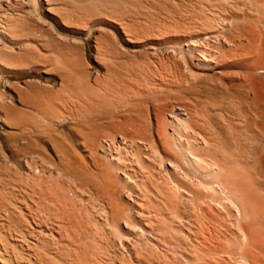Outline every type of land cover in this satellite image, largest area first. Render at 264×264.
<instances>
[{
    "label": "bare ground",
    "instance_id": "1",
    "mask_svg": "<svg viewBox=\"0 0 264 264\" xmlns=\"http://www.w3.org/2000/svg\"><path fill=\"white\" fill-rule=\"evenodd\" d=\"M29 1L49 25L0 0V264H264V0Z\"/></svg>",
    "mask_w": 264,
    "mask_h": 264
},
{
    "label": "rangeland",
    "instance_id": "2",
    "mask_svg": "<svg viewBox=\"0 0 264 264\" xmlns=\"http://www.w3.org/2000/svg\"><path fill=\"white\" fill-rule=\"evenodd\" d=\"M21 1H23V7H25L24 11L23 12H13V14H15V15H17V14H29L33 18L35 17L37 20L42 18V12L43 11H41V7H40L39 4L34 5L29 0H21ZM35 12H37L39 14V16H34ZM43 13L45 15L44 19L46 20V24L49 25L50 24V19L48 18V16H46L47 15V11H45ZM9 35H10V37L13 36L12 34H9ZM9 35H7V36H9ZM10 37H7L8 48H13L14 47L13 46V42L17 41L19 43H22V45L17 47V49L14 47L15 50L28 49L31 46H35L38 49V47L35 44H33V43L26 44V43H28V41H31V40H27L25 42L24 41L25 38L24 39H18L19 37L16 36L15 38L18 39V40H15V39H9ZM69 37H71V35H69ZM37 38H39V37L37 36ZM33 40H34V38H33ZM86 53H87L89 61L91 62V59H90L91 52H90L88 43H86ZM92 65L94 66V64H92ZM30 79H40L42 83L49 84V85L52 84L51 86H54V84L56 83L55 79L49 78V76L43 75L42 73L37 72V71H31V72H28V73L26 72V73H23V74L18 75V76H11L9 78V80H12L14 83L15 82L23 83V82L28 81ZM19 107L24 109V110H32L31 108L25 106L24 104H21V106H19ZM1 130H2V128H1V125H0V132H1ZM38 147H39V145L36 144V143H33L32 145L27 146L24 143L23 140H20V145H19L18 148H19V150H21V154L22 155L29 154L30 151L34 155H38V153H37V148ZM19 159L22 161V156L19 157ZM23 170H24L23 166L20 165V171H23Z\"/></svg>",
    "mask_w": 264,
    "mask_h": 264
},
{
    "label": "crops",
    "instance_id": "3",
    "mask_svg": "<svg viewBox=\"0 0 264 264\" xmlns=\"http://www.w3.org/2000/svg\"><path fill=\"white\" fill-rule=\"evenodd\" d=\"M22 45V43H19V42H15V43H13V46L15 47V48H17V47H19V46H21Z\"/></svg>",
    "mask_w": 264,
    "mask_h": 264
}]
</instances>
